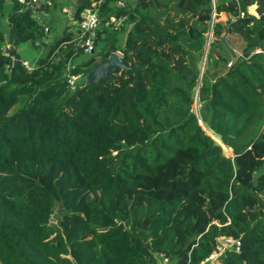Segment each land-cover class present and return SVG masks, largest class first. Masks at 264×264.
Returning <instances> with one entry per match:
<instances>
[{"label":"trees","instance_id":"1","mask_svg":"<svg viewBox=\"0 0 264 264\" xmlns=\"http://www.w3.org/2000/svg\"><path fill=\"white\" fill-rule=\"evenodd\" d=\"M95 1L77 0L32 71L18 48L44 45L46 26L12 3L14 59L0 28V264H264V0H103L126 19L75 64L73 26ZM223 12L246 44L236 58ZM117 51L139 70L86 85ZM229 236L240 250L207 260Z\"/></svg>","mask_w":264,"mask_h":264},{"label":"rangeland","instance_id":"2","mask_svg":"<svg viewBox=\"0 0 264 264\" xmlns=\"http://www.w3.org/2000/svg\"><path fill=\"white\" fill-rule=\"evenodd\" d=\"M132 4H135L136 0H129ZM12 5V2L9 0H6V6L3 11V15L0 17V28H2L5 32L10 31V26L8 23V12ZM77 6V0H50L49 2H44L42 5H40L37 9L32 10L33 15L39 20L40 23L45 25L46 27H51V30L49 31V35L46 38V41L44 42V45H37L33 43L32 41H28L25 43L20 44L19 51L23 58H28L34 61H37V63L46 56L47 52L49 51V48L54 42V38L56 35L60 34L64 28L71 24H74V14L76 11ZM250 13L258 15L256 5H253L249 8ZM73 30L77 34L78 37V30L76 29L75 25L73 26ZM121 33L120 35V41L119 44L122 45L125 40V32H123V28L120 29ZM211 36V34H210ZM229 41V40H228ZM230 45L236 50V51H242L243 47H245V42L242 40V38L237 34H232L230 41ZM80 44L78 43V38L76 41V48H78ZM103 42H100L97 46V50L95 51V54L102 48ZM118 52V51H117ZM121 52V51H119ZM93 53H82L80 55H77L76 58H74V63L77 64L79 62H82L92 56ZM198 66L201 67V70H203L206 66V56H204L202 62H198ZM220 71H224V69H220ZM194 110L198 112V103H195ZM225 153L227 155L232 156V151L230 149L225 150ZM57 215L58 212L56 211L55 215L52 218V221H57ZM220 256V255H219ZM218 256V257H219ZM214 259V258H213ZM215 260H212L209 262V264H215Z\"/></svg>","mask_w":264,"mask_h":264},{"label":"built area","instance_id":"3","mask_svg":"<svg viewBox=\"0 0 264 264\" xmlns=\"http://www.w3.org/2000/svg\"><path fill=\"white\" fill-rule=\"evenodd\" d=\"M13 2L18 3L21 6L22 10L31 11L37 9L44 2H49L50 0H11ZM53 1V0H52ZM103 0H98L92 3L91 6L86 7L81 13V20L78 24V43L81 47L84 48L85 52L92 53L95 51L98 45V33L103 29H108V31L119 29L122 26V23L126 19V16H116L111 15L109 19H106L104 15L101 13V5ZM115 5L119 8H126L127 2L125 0H117ZM47 32L50 31L48 27H46ZM8 33L5 34V41L2 45V51L4 55L8 57L13 56V48H15V44L9 40ZM46 41V38L44 39ZM37 45H40V41L36 42ZM121 53V52H120ZM122 54V53H121ZM23 65L28 71H32L38 66L37 61L23 58ZM233 61L229 62V66H231ZM68 85L72 89H76L77 87L82 86V74H69L68 75ZM85 82V81H84ZM86 84V82H85ZM87 85V84H86ZM241 242L238 239H235L232 236L223 237L221 239V249L220 251L214 252L209 256L207 260L218 257L221 253L229 248H236L240 250ZM158 264H172L169 257L164 254L159 255Z\"/></svg>","mask_w":264,"mask_h":264},{"label":"water","instance_id":"4","mask_svg":"<svg viewBox=\"0 0 264 264\" xmlns=\"http://www.w3.org/2000/svg\"><path fill=\"white\" fill-rule=\"evenodd\" d=\"M230 17H234L231 13L223 12L218 18V21L224 24L222 32V41L228 48L234 58L237 57V51L230 45L228 41V27L227 23ZM117 69H128L137 72L139 67L132 65L124 59L120 52L112 53L106 61L97 63L93 69L88 73L85 82L87 85L98 83L101 79L111 76Z\"/></svg>","mask_w":264,"mask_h":264},{"label":"crops","instance_id":"5","mask_svg":"<svg viewBox=\"0 0 264 264\" xmlns=\"http://www.w3.org/2000/svg\"><path fill=\"white\" fill-rule=\"evenodd\" d=\"M9 1H11V0H9ZM12 3H14L13 1H11ZM222 146H225L224 144H222ZM225 150V149H224ZM229 156V155H228ZM231 156V155H230Z\"/></svg>","mask_w":264,"mask_h":264},{"label":"clouds","instance_id":"6","mask_svg":"<svg viewBox=\"0 0 264 264\" xmlns=\"http://www.w3.org/2000/svg\"><path fill=\"white\" fill-rule=\"evenodd\" d=\"M119 52V51H118ZM122 53V52H121ZM123 55V54H122Z\"/></svg>","mask_w":264,"mask_h":264}]
</instances>
